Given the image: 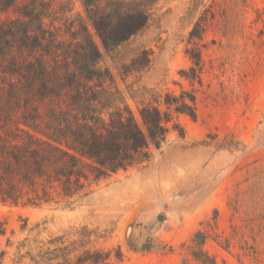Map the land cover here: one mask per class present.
Instances as JSON below:
<instances>
[{"label":"rangeland","instance_id":"rangeland-1","mask_svg":"<svg viewBox=\"0 0 264 264\" xmlns=\"http://www.w3.org/2000/svg\"><path fill=\"white\" fill-rule=\"evenodd\" d=\"M60 2L71 16L81 11L77 0L54 9ZM152 12L142 30L102 49L99 65L134 112L184 89L196 118L175 114L183 135L171 128L146 161L73 197L0 204L1 264H36L47 249L52 262L39 264H62L54 257L65 246L71 261L97 249L107 264H264V0H157ZM199 19L202 36L190 38ZM191 50L201 55L200 82L181 74Z\"/></svg>","mask_w":264,"mask_h":264},{"label":"trees","instance_id":"trees-1","mask_svg":"<svg viewBox=\"0 0 264 264\" xmlns=\"http://www.w3.org/2000/svg\"><path fill=\"white\" fill-rule=\"evenodd\" d=\"M77 1L81 11L71 16L66 2L54 9L55 0H0V204L39 206L52 201V192L73 197L146 161L171 128L183 135L175 114L196 118L195 95L184 89L165 91L134 112L99 65L102 49L146 27L157 0ZM202 33L199 19L189 36ZM188 54L192 65L181 74L200 82L201 55ZM205 239L198 230L192 241L200 247ZM57 250L62 264H107L109 257L84 249L71 261L75 249ZM38 255L36 264L52 262V249Z\"/></svg>","mask_w":264,"mask_h":264}]
</instances>
